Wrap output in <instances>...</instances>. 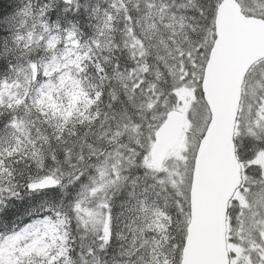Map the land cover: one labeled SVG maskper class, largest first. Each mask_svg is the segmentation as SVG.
Instances as JSON below:
<instances>
[{
	"label": "snow or ice",
	"instance_id": "1",
	"mask_svg": "<svg viewBox=\"0 0 264 264\" xmlns=\"http://www.w3.org/2000/svg\"><path fill=\"white\" fill-rule=\"evenodd\" d=\"M0 264H264V0H0Z\"/></svg>",
	"mask_w": 264,
	"mask_h": 264
}]
</instances>
